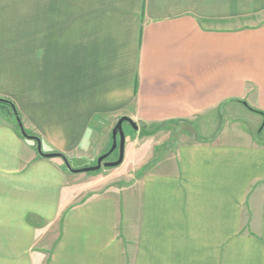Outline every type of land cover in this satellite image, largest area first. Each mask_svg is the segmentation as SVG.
<instances>
[{"label":"crops","instance_id":"obj_1","mask_svg":"<svg viewBox=\"0 0 264 264\" xmlns=\"http://www.w3.org/2000/svg\"><path fill=\"white\" fill-rule=\"evenodd\" d=\"M29 44L0 97L45 153L138 129L71 173L0 111V264H264V0H38Z\"/></svg>","mask_w":264,"mask_h":264},{"label":"rangeland","instance_id":"obj_2","mask_svg":"<svg viewBox=\"0 0 264 264\" xmlns=\"http://www.w3.org/2000/svg\"><path fill=\"white\" fill-rule=\"evenodd\" d=\"M37 6L38 0H0V48L3 43H5V45L19 43V46L12 47L23 48L21 45L25 42H29L34 43L32 46L29 44V48L35 51V39L37 38ZM6 109L2 106V103H0V111L3 114H11V111L7 109L8 112H6ZM188 128L191 127L189 126ZM194 129L196 128L194 127ZM124 131L126 139L128 137L130 140L129 144L131 146L133 138L136 137V131L127 122L124 124ZM144 133L147 134L146 131H144ZM111 146L112 143L109 149ZM118 157L119 149L108 157V161L117 160ZM129 160L131 161V159ZM70 164L73 168H83L78 167L80 165L74 161H70ZM95 173L97 174L98 172H94V174Z\"/></svg>","mask_w":264,"mask_h":264},{"label":"water","instance_id":"obj_3","mask_svg":"<svg viewBox=\"0 0 264 264\" xmlns=\"http://www.w3.org/2000/svg\"><path fill=\"white\" fill-rule=\"evenodd\" d=\"M0 102H10V100L6 98L0 97ZM11 105L13 107L14 116L18 123V128L21 133V135L29 140H33L37 144V152L41 157L44 158H54V157H60L65 163L66 169L71 173H86V172H95L100 170L102 167H116L123 163L125 158V143H126V135L124 131V124L127 122L129 123L135 130L138 129V125L135 121H133L128 116H122L117 121L116 125L113 128V136H112V146L109 149L108 152L101 155L98 159L96 164L91 166H86L83 168H73L70 164V161L68 160L67 156L63 153L54 152V153H45L43 151L42 147V140L33 134H30L24 127V124L20 118V115L18 113V110L14 103L11 102ZM117 149H119V157L117 160L114 161H106V159Z\"/></svg>","mask_w":264,"mask_h":264},{"label":"trees","instance_id":"obj_4","mask_svg":"<svg viewBox=\"0 0 264 264\" xmlns=\"http://www.w3.org/2000/svg\"><path fill=\"white\" fill-rule=\"evenodd\" d=\"M9 100V99H8ZM11 100H10V102H0V103H2V106L6 109H8L9 111H11V116L13 115L14 116V111H13V107H12V105H11ZM13 103V102H12ZM6 109V112H8V110ZM8 114V113H7ZM14 119H15V116H14ZM15 123H16V126H17V128H18V123H17V121H16V119H15ZM18 130H19V128H18Z\"/></svg>","mask_w":264,"mask_h":264},{"label":"flooded vegetation","instance_id":"obj_5","mask_svg":"<svg viewBox=\"0 0 264 264\" xmlns=\"http://www.w3.org/2000/svg\"><path fill=\"white\" fill-rule=\"evenodd\" d=\"M106 161H108V158L106 159Z\"/></svg>","mask_w":264,"mask_h":264}]
</instances>
